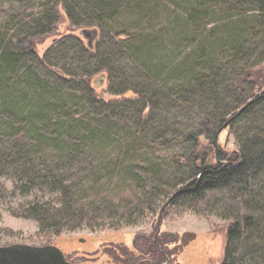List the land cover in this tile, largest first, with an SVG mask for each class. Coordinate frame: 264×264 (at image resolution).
<instances>
[{
    "label": "rangeland",
    "instance_id": "1",
    "mask_svg": "<svg viewBox=\"0 0 264 264\" xmlns=\"http://www.w3.org/2000/svg\"><path fill=\"white\" fill-rule=\"evenodd\" d=\"M55 1L0 0V52L6 48L19 50L17 39L32 34L35 22ZM117 1L116 17L112 21L99 22L100 39L94 56L84 48L85 40H59L66 25H72L68 16L60 14L59 29L55 28L46 39L45 36L36 39L38 59L20 58L7 73L5 86L13 89L12 92L8 90L10 97L18 88H23L29 96L32 93L29 84L51 93L46 94L53 103L58 102L59 125L64 123L75 129L70 145L79 143V147L72 153L86 156V161L78 159L81 162L73 165V172L89 162L94 164L91 166L108 162L107 167L116 165L114 172L131 173L143 185L163 186L165 192L138 217L121 220L119 227L92 228L84 224L49 237L38 233L36 220L20 216L19 210L33 200H55L56 193L30 188L29 193L24 194L29 186L19 179L15 185L13 168L7 167L0 175V245L51 243L68 247L65 240L77 236L116 241L135 236L134 242L144 241L141 235L153 232L167 198L194 173L179 159L184 160L193 148L192 139H187L186 135L204 129L208 104L198 88L191 84L204 71L200 69L201 64L213 57L209 54L211 46L218 47L214 56H221L219 62L227 79L254 63L259 55L264 56V43L253 39L255 32L262 33L257 26L259 20L264 22V17H255L257 10L241 9L256 6L254 1L234 0V5L238 4L235 10H231L232 2L213 5L209 1L196 2L199 0ZM68 2L74 7L76 19L81 18L83 24L92 22L81 9L82 0ZM211 5L212 8L207 9ZM58 8L63 10L62 6ZM229 21L232 24L249 22L256 28L246 39L245 48H251V53L233 55L230 48L221 49L227 37L223 29ZM78 27L71 26L74 33H78ZM257 40L259 46H256ZM152 51L153 57L146 58ZM263 68L264 62L253 70L259 94L264 92ZM87 74L92 77L86 81ZM120 95L128 99L116 100ZM142 100L149 105L143 106L146 101ZM236 102H231V106L235 107ZM135 108L149 113L140 115ZM210 120L212 128L215 125L213 118ZM2 127L3 122L0 123V137H6L8 128L3 130ZM245 129L244 121L225 127L214 138L215 147L230 152ZM70 153L65 147L58 149L57 156ZM82 173L85 172L78 174L81 178ZM84 177L87 180L89 174ZM182 179L185 181H180ZM234 190L226 188L214 192L209 203L203 204L204 210L163 208L161 217L163 214L164 220L159 230L178 234L179 240H184L180 248L181 264H220L226 225L230 221L225 213L236 203ZM74 244L86 251L95 248L91 243Z\"/></svg>",
    "mask_w": 264,
    "mask_h": 264
},
{
    "label": "trees",
    "instance_id": "2",
    "mask_svg": "<svg viewBox=\"0 0 264 264\" xmlns=\"http://www.w3.org/2000/svg\"><path fill=\"white\" fill-rule=\"evenodd\" d=\"M82 1L81 9L92 22L83 24L81 18L76 19L73 15L74 7L68 0H56L35 22L34 32L17 39L19 50L6 48L0 52V123L3 122V130L8 128L6 137H0V175L7 167H12L15 185L22 180L29 186L24 194L29 193L30 188L56 193L55 200H33L19 210L20 216L36 220L38 233L49 237L84 224L92 228L107 225L119 227L121 220L138 217L165 192L163 186L143 185L131 173L114 172L116 165L107 167L110 165L108 162L95 166H91L94 164L89 162L86 167L73 172V165L81 162L78 159L86 161V156H74L76 153H72L79 147V143L70 145L71 133L75 131L73 127L65 126L64 123L59 125L58 116L61 112H58V102L53 103L46 94L48 92L35 84H29L32 89L29 96L23 88H18L14 91L15 95L10 97L8 90L11 88L5 86L7 73L14 69L20 58L38 59L36 39L40 36H45L46 39L54 33L55 28L59 29L57 24L60 22V14H64L66 18L68 16L75 27H96L99 30L93 49H88L84 44V48L94 56L100 39L99 22L112 21L116 17L118 1ZM200 1L196 2L209 1L213 5L232 2L231 10L237 9L238 5H234V0ZM246 1H254L256 6L241 8L243 11L257 10L255 17H264V0H241ZM58 6H62L63 10H59ZM211 8L212 5L207 9ZM259 21L260 25L257 27L262 33L255 32L253 39L264 43V22ZM71 26L66 25L67 31H63L59 40L74 38L83 42L79 31L74 33ZM254 29L256 28L249 22L238 21L232 24L229 21L226 29H223L227 37L222 42L221 49L230 48L233 55H242L246 51L251 53L252 49L245 48V45ZM259 40L255 41L256 46H259ZM216 50L217 46H211L209 54L213 57L201 64L200 69L204 71L191 84L198 88L206 105L208 104V112L203 120L204 129L199 133L191 132L186 135L187 139H192L193 148L184 160L179 159L194 173L180 187L187 190L175 195L164 209L204 210L203 204L209 203L214 192L234 188L236 203L228 207L225 213V218L230 221L226 225V240L220 264H264V92L257 93L258 83L253 76L254 68L264 62V56L259 55L254 63L246 65L234 77L227 79L219 62L221 56H214ZM152 52L146 58H152ZM85 77L87 81L92 74ZM125 99L128 96L120 95L116 100ZM250 100L251 103L228 124L232 126L238 121L246 124L245 131L239 134L236 147L230 152L219 147L216 154L214 138L217 129ZM235 101V107L234 104L231 106L230 103ZM147 105L149 103L146 101L143 106ZM231 107L236 110L233 111ZM135 109L137 113L140 112ZM147 113L149 112L145 110L140 115L146 116ZM211 118L215 125L212 128ZM84 130L88 131L87 128ZM209 138L213 140L208 141ZM63 147L71 152L69 156H57L58 149L63 150ZM82 171L85 173H82L81 178L78 174ZM87 174L89 178L85 180L84 176ZM180 181L184 182L185 179ZM160 208L161 206L159 210ZM161 220H164L163 214ZM156 221L150 238L143 241L144 245L159 250L160 261L164 259L163 252L173 248L175 264H181L179 256L184 240H179L178 234L173 236L163 230L156 232Z\"/></svg>",
    "mask_w": 264,
    "mask_h": 264
},
{
    "label": "flooded vegetation",
    "instance_id": "3",
    "mask_svg": "<svg viewBox=\"0 0 264 264\" xmlns=\"http://www.w3.org/2000/svg\"><path fill=\"white\" fill-rule=\"evenodd\" d=\"M151 231L148 233L144 232L141 235V237L145 238L144 241L150 238ZM134 237L125 236L123 240L116 241L110 239L96 240V238H90L89 236H77V238H71L72 240H65L68 247L61 245L59 248L62 250L65 260L71 264H89L97 261L102 264H175L173 248L163 252L164 259L160 261L159 250L150 246L147 247V244L144 245L142 240L134 242ZM74 243L82 245L91 243L95 244V248L86 251L83 248L74 247Z\"/></svg>",
    "mask_w": 264,
    "mask_h": 264
},
{
    "label": "water",
    "instance_id": "4",
    "mask_svg": "<svg viewBox=\"0 0 264 264\" xmlns=\"http://www.w3.org/2000/svg\"><path fill=\"white\" fill-rule=\"evenodd\" d=\"M80 35L85 40V45L88 49H93L94 42L98 37L99 30L96 27H82L79 30ZM252 100L247 101L241 108L232 114L223 124L217 129L215 134V139L219 132L228 126L229 122L238 116L241 111L251 103ZM215 141V146H216ZM217 147L215 151L217 154ZM218 156V155H217ZM187 190L186 188H180L176 190L172 195H170L165 204L162 206L160 212L158 213L156 225L157 231L160 229L161 213L163 208L168 204V202L173 199L175 195L180 192ZM0 264H71L67 262L64 258L62 250L55 244H43V245H33L27 243H12L6 245H0Z\"/></svg>",
    "mask_w": 264,
    "mask_h": 264
}]
</instances>
